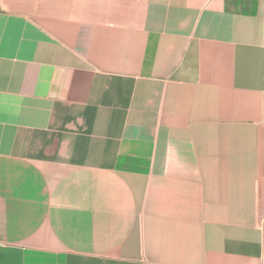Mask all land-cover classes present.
<instances>
[{
  "label": "crops",
  "instance_id": "0c3cea01",
  "mask_svg": "<svg viewBox=\"0 0 264 264\" xmlns=\"http://www.w3.org/2000/svg\"><path fill=\"white\" fill-rule=\"evenodd\" d=\"M0 264H264V0H0Z\"/></svg>",
  "mask_w": 264,
  "mask_h": 264
}]
</instances>
